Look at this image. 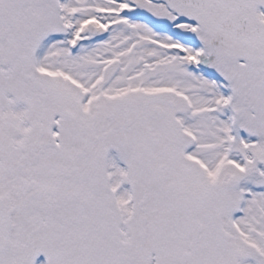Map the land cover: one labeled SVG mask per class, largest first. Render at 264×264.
Returning <instances> with one entry per match:
<instances>
[{
    "label": "snow or ice",
    "instance_id": "1",
    "mask_svg": "<svg viewBox=\"0 0 264 264\" xmlns=\"http://www.w3.org/2000/svg\"><path fill=\"white\" fill-rule=\"evenodd\" d=\"M0 264H264V0H0Z\"/></svg>",
    "mask_w": 264,
    "mask_h": 264
}]
</instances>
